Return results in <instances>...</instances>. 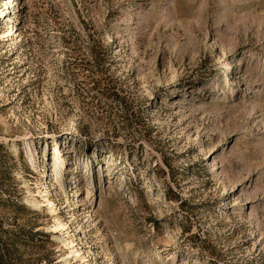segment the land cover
<instances>
[{
	"label": "rangeland",
	"instance_id": "374dc122",
	"mask_svg": "<svg viewBox=\"0 0 264 264\" xmlns=\"http://www.w3.org/2000/svg\"><path fill=\"white\" fill-rule=\"evenodd\" d=\"M0 264H264V0H0Z\"/></svg>",
	"mask_w": 264,
	"mask_h": 264
},
{
	"label": "bare ground",
	"instance_id": "6f19581e",
	"mask_svg": "<svg viewBox=\"0 0 264 264\" xmlns=\"http://www.w3.org/2000/svg\"><path fill=\"white\" fill-rule=\"evenodd\" d=\"M13 29L14 28H12V30ZM43 194H45V193H43ZM43 203H45L47 205L50 204V201L47 199L46 195H44L42 202H38L35 199H33L32 201H30V204L32 206L36 207V208H40V205L43 204ZM53 230H54V232H61L63 230V224L58 219L55 221V224L53 225ZM53 237L56 238V236H53ZM63 241H64L63 243H65V245L67 247L70 244H72L71 242H68L67 240H63ZM68 251L69 252L67 253L65 260H68V259H72V258H76L77 257L76 251H74V250H68Z\"/></svg>",
	"mask_w": 264,
	"mask_h": 264
}]
</instances>
